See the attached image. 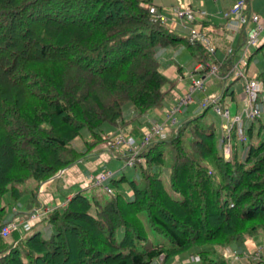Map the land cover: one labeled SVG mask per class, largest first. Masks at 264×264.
<instances>
[{
  "label": "trees",
  "instance_id": "trees-1",
  "mask_svg": "<svg viewBox=\"0 0 264 264\" xmlns=\"http://www.w3.org/2000/svg\"><path fill=\"white\" fill-rule=\"evenodd\" d=\"M150 4L0 0V226L7 203L26 208L41 182L103 141L102 123H141L165 103L174 82L162 72L160 48L183 43L229 78L235 47L215 60L198 41L152 19ZM196 21L211 40L206 21ZM199 106L165 137H152L139 151L145 167L113 177L112 193L95 198L78 190L43 214L46 224L42 218L36 229L0 236V264H157L160 254L165 264L186 253H198L199 264H230L226 246L264 231V104L261 116L244 119V138L234 125L218 136L214 122L203 121L212 105ZM83 127L90 138L77 149L71 141ZM122 181L131 194L117 188ZM140 211L166 240L149 238Z\"/></svg>",
  "mask_w": 264,
  "mask_h": 264
},
{
  "label": "built area",
  "instance_id": "built-area-1",
  "mask_svg": "<svg viewBox=\"0 0 264 264\" xmlns=\"http://www.w3.org/2000/svg\"><path fill=\"white\" fill-rule=\"evenodd\" d=\"M165 10L169 11L174 18H176L180 24L187 25L188 34L187 39L193 43L198 41L205 46L210 53L215 52V46L211 42L210 38L202 32L201 25L196 21L194 14L195 8L188 2L177 3L169 7H165ZM148 11L152 19L158 18L163 23H167V17L160 12L159 8L155 4H150ZM205 13L204 11H199ZM221 15L227 19L226 27L231 33H235L239 29L244 31L243 48L240 55L234 60L230 69L226 73L232 79H241L243 87L242 104L239 110L234 115H229L227 108L221 109V105L218 103L219 95H206L202 98L200 105L203 106L207 103L212 105V109L216 114L229 119V123H224V133L229 132L232 125L235 126L238 137L244 138L242 131V124L244 119L254 118L261 116L262 105L264 104V79H259L256 76L247 77L243 72V66L245 61L243 59V53L247 48L255 47L259 41V33L262 29L263 22L259 14L253 12L250 8V1L246 0H234L232 4L225 10L221 11ZM227 38L231 39L227 35ZM232 52V47L228 45L224 52V58ZM196 70H205L201 76L193 77L190 83L186 87V91L182 95H178L177 99L168 107L165 112V119L163 121L148 120L140 127V136L135 138L129 133L122 132L121 130L107 137L108 144L112 153L121 155L123 158V164L118 169H110L102 167L100 170L91 173L87 176L88 180L92 184L99 185L101 189L107 193L113 192V186H111L110 180L115 177L122 168L129 167H145V157L139 154L141 148L154 137H165L168 132V126L174 127L178 120L175 116L176 112H179L182 106H186L193 101V93L197 90H204V80L208 76H221L219 75V69L217 63L214 62H200L195 66ZM224 151L228 153V146L224 147ZM12 211L17 213L11 218L6 219L0 226V236H7L12 230L26 231L31 226V220L41 216L47 212L46 208L35 207L32 210L19 212L16 207H12ZM19 214V215H18ZM223 256L227 258L230 264H234L240 257L239 252L230 246H226L223 250ZM252 258L259 257V251L252 252L250 254ZM157 264L163 263V254H160L156 258ZM200 256L198 253H186L175 254L168 263L165 264H199Z\"/></svg>",
  "mask_w": 264,
  "mask_h": 264
},
{
  "label": "crops",
  "instance_id": "crops-1",
  "mask_svg": "<svg viewBox=\"0 0 264 264\" xmlns=\"http://www.w3.org/2000/svg\"><path fill=\"white\" fill-rule=\"evenodd\" d=\"M197 0H152V3L155 4L161 13L166 15L167 17V23L168 25L171 26V28L179 33L180 35L187 36L188 34V28L185 23V25H182L179 23V21L174 18V16L167 10H165V7L172 6L177 3H186L188 2L190 5H192L193 8H195V11L200 14L199 11H204L205 13H201L200 16H197V19L199 20H204L206 21L203 25L202 28H204L211 36V40L213 45L215 46V52L213 53L214 56L213 58L215 60H219L220 62L225 61L226 58H224V52L226 50V47L230 45L232 49L234 47L236 48V54L234 55L235 58H237L240 55V52L242 51L243 48V39H244V34L242 35L241 40L238 42V46H235V42L237 41V38H239L241 34V29L236 31L235 33H231L230 30L226 27L227 19L221 15V11L219 9L218 1L213 0V2H206V0H199L201 2V5L199 3H196ZM227 8L231 5V3L234 0H221ZM253 0H250V6L252 4ZM215 6H213V4ZM264 5V4H263ZM253 6V5H252ZM264 6H262L261 10H256L253 6L251 10L259 15H264ZM226 8V9H227ZM199 22V21H198ZM201 25V22H199ZM264 23V22H263ZM264 24L262 26V29L260 30L259 33V41L258 44L255 47H250L247 48L244 53H243V59L245 61V64L243 66V72L247 77L251 76H256L257 78L260 79V74L264 71V61L260 57H255L253 59V53L259 49H261L264 45ZM263 31V32H262ZM243 32V31H242ZM227 35L231 37V39L227 38ZM157 56L162 60L163 62V67L162 72L164 75L171 81L174 82L173 88L170 90V93L168 95V98L166 100V104L164 103L160 107H152L146 111V113L143 116L142 122L137 123V122H128V128H127V133L133 135L135 138H139L140 136V127L142 124L146 123L148 120H154V121H163L165 119V112L167 111L168 107L177 99V96L182 95L186 91L187 85L190 83L191 79L193 77L201 76L204 74V69L203 70H196L195 66L199 63L197 60L196 56L194 57L192 52L183 44L179 43L177 45H174L172 47H163L160 48L157 51ZM211 62V60H210ZM219 75H221L219 73ZM211 75L206 77L204 80V90L200 91L197 90L193 93V102L190 104L192 105L190 110L185 112V117L186 116H192L199 110H202V108L199 106L200 104V99L206 95H219V103L224 104L227 107V103L232 102L234 103V113L233 115L239 110L241 104H242V97H243V89L239 91V95H236L234 93V88L232 86H229L227 88V92L221 98V93H218L215 91L214 85H212V80L210 79ZM219 79V82L222 84H228L227 80L232 79L229 77L228 79H225V76H215ZM224 77V78H223ZM216 79V78H214ZM224 80V82H222ZM207 81V82H206ZM242 82V81H241ZM242 84V83H240ZM208 89V93L206 94ZM230 91H232L230 93ZM131 115V114H130ZM125 116L123 114V120H127L129 116ZM182 118L178 119V122ZM223 124H221V133L223 129ZM124 124L119 125L117 124V128H121ZM136 129L137 133H133L132 130ZM173 127L168 126V132L172 129ZM168 134V133H167ZM104 136V135H103ZM102 145H96L93 150L89 153H87L85 156H90L87 159H84L85 156L77 159L74 163L70 164L69 166L65 167L64 169L60 170L58 173L53 175L52 177L48 178L47 180L43 181L46 182L42 186V192L43 188L45 186H49L50 183H47L48 180L54 181L55 177H62L65 175L69 179V181L77 184L79 187H85L88 184H91L90 181L88 180L87 176L91 173H94L98 170H100L102 167H105L107 163H109L110 157L108 155L109 151L110 153L112 152L110 149V145L108 144L107 139L102 141ZM103 149L104 151L102 153H97V150ZM114 154V153H113ZM116 155V154H115ZM118 158H122L121 155ZM110 169H118L119 167H109ZM107 168V167H106ZM131 174L129 177H134L138 173V171L132 167H130V171L128 173H125L123 169L118 171L116 177L120 176L121 174ZM54 179V180H53ZM50 181V182H52ZM113 186V185H112ZM121 185L118 184L117 188L121 189ZM62 189V186L60 187ZM41 189V188H40ZM60 191V190H59ZM57 190V192L52 196V197H62L61 195H64L61 200H59L56 203L53 204H45L41 203L37 206H44L48 210L52 206H58L64 204L65 200L69 198L74 192L78 191H73L69 190L66 194L61 193ZM54 199V198H53ZM56 199V198H55ZM16 205H19L21 207V210L24 209V211L32 210V207L29 208H22V204L17 203ZM35 208V206H34ZM46 213V212H45ZM44 213V214H45ZM44 216L43 214L33 220H31V224L34 222L42 219ZM42 226V225H41ZM255 237H260L258 240H254ZM233 249H236L237 252L240 254V258L235 261L234 264H264V231L259 232L258 234L247 237L244 239L243 244L240 247L236 246H231ZM259 251V257L258 258H252L250 254L255 251ZM259 261V262H258Z\"/></svg>",
  "mask_w": 264,
  "mask_h": 264
},
{
  "label": "rangeland",
  "instance_id": "rangeland-1",
  "mask_svg": "<svg viewBox=\"0 0 264 264\" xmlns=\"http://www.w3.org/2000/svg\"><path fill=\"white\" fill-rule=\"evenodd\" d=\"M217 1H218V5H219V9L220 10H225L227 8V6H225L224 3L221 0H217ZM206 2H210L211 3V2H213V0H206ZM196 3H199V5H201V2H199V0H197ZM263 4H264V0H253L250 7L253 8V6H254L255 8H257L256 10H261L262 6H264ZM213 6H215V5L213 4ZM194 14H195V16L196 15L197 16L201 15V13L199 14L196 11H194ZM259 16L262 19H264V15H259ZM262 22H264V20H262ZM263 31H264V29H263ZM193 56L195 57V55H193ZM257 56L260 57L264 61V45H263V47L261 49L255 51L253 53V59L255 57H257ZM162 68H164V67L162 66ZM214 78H216V79H214ZM210 79L212 80V85H214L215 91L218 92V93H221L222 88H223V84L221 82H219V79L217 77H215V76H211ZM227 83H228L229 86H232L234 88V93L236 95H239V91L241 89H243L242 84H240V83H242L241 79H235L233 81H231V79H228ZM205 84H204V86H205ZM208 92L209 91L207 89V93L206 94H210ZM166 103L167 102L165 101V104ZM218 103H219V101H218ZM220 105H221V109L224 110V108L226 106L224 104H222V103ZM226 105L230 109L229 110V115L232 116L233 113H234V110H233L234 103L229 102ZM191 106L192 105H190V104H188L186 106H182L181 110L179 112L175 113V116H176L177 120L179 118H184L185 117V112L189 111ZM123 114L125 116L130 115L131 114V110L130 109H125L123 111ZM210 120H212L214 122V125L216 127L215 131H216V134H218V136H220V133H221V129H220L221 128V124L222 123H226V122L227 123L230 122L229 119H226L225 117L216 114L215 112H213L212 108L209 107L206 110L205 115L203 116V121H210ZM127 123L128 122L124 123V125L121 128H117V125L110 124V123H107V122L102 123L100 127H101V134L104 135V137H105L103 139V141L106 140L109 135H112V134L116 133L119 130H121L122 132L127 133V128H128ZM222 132L224 133L225 129H224V131L222 130ZM89 138H90V136H89L88 130L85 127H83V128H81L80 135L78 137L74 138L71 141V145L74 146L77 149H81L83 147V140H86V139H89ZM101 143L102 142H100L98 145H102ZM103 151L104 150L101 149V150H97L96 152L99 154V153H102ZM107 152H108V155L110 157L109 163H107V165H109V167H113V166L114 167H116V166L120 167L124 163L123 162L124 161L123 158H118L119 156L113 154L112 152L111 153L109 151H107ZM88 157H90V156L87 155V156L84 157V159H87ZM107 165L105 166V168L106 167L108 168ZM132 168L136 169L137 171L139 169V167H132ZM122 169H123V171L125 173H128L130 171V167L129 166H126V167H124ZM129 176H131V174H129ZM162 178H163V182H164L165 186H168L167 171L166 170H164L162 172ZM54 179H53L54 181H52V179L47 181V183H50V184H49V186H45L43 188V192H42V186L44 184H46V182H41L40 183V188H41L40 191L37 192L35 199H31L29 205L26 206V208H29V207L34 208V206L37 207V205L40 204L39 202L45 203V204H53V203L58 202L59 200H61L60 198H62L64 195H61L62 197H58V198L57 197H52L57 192V190L58 191L60 190L59 192H61L62 194L63 193L66 194L69 190H73V191L81 190L83 193H85V194H87L89 196H93L95 198H97L99 195H101L103 193V190L101 189V187L99 185L91 183V184H88V185H86L85 187L82 188V187L77 186V184L69 181V179L67 177H65V175H63L60 178L55 177ZM50 181H52V182H50ZM109 184L112 186L111 182ZM120 185L122 186L121 189L124 190L127 195L131 194V190H130V188H129V186H128L126 181L120 182ZM61 186H62V189L60 188ZM51 193H52V196H51ZM16 204L17 203H13V204L12 203H7L6 204V218L5 219L11 218L14 215H17V213L12 211V207H16L19 212H24V209L21 210V207L19 205H16ZM139 214H140V216H141V218H142V220H143V222L145 224V227H146V229L148 231V236H149L150 239H152L153 241L166 240V237L163 234L158 233V232H154L150 228V226L148 225L147 218H146V215H145L144 211H140ZM41 222L43 224H46V220L44 218L41 220ZM36 228H37V226L33 224L32 228H30L29 231H31L33 229H36ZM40 229H41V227H40ZM42 229H41V231H44ZM44 232H45V234L47 233V229L46 228H45ZM6 238L8 240H10L11 237H10V235H8ZM259 238L260 237H255L254 240H258ZM234 245H231V246H234Z\"/></svg>",
  "mask_w": 264,
  "mask_h": 264
}]
</instances>
